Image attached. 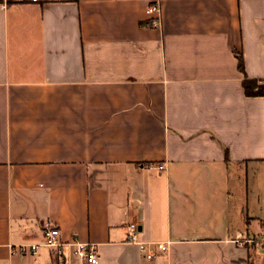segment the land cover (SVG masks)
Segmentation results:
<instances>
[{"label":"crops","instance_id":"obj_1","mask_svg":"<svg viewBox=\"0 0 264 264\" xmlns=\"http://www.w3.org/2000/svg\"><path fill=\"white\" fill-rule=\"evenodd\" d=\"M152 1L0 4V264H264V0Z\"/></svg>","mask_w":264,"mask_h":264},{"label":"built area","instance_id":"obj_2","mask_svg":"<svg viewBox=\"0 0 264 264\" xmlns=\"http://www.w3.org/2000/svg\"><path fill=\"white\" fill-rule=\"evenodd\" d=\"M35 1V0H33ZM164 0H153L147 8V13L154 15L153 24H158L161 14V4ZM159 169H163L162 165L158 166ZM139 227L134 222L127 224V241L137 245L139 252L144 254L146 260L151 261L154 258V254L147 249L146 245L138 239ZM44 245L57 250L62 253V243L60 242V233L56 227L47 226L44 230ZM253 240L248 239L246 242ZM161 251L166 250V244L159 246ZM37 246L31 247L32 254L36 253ZM74 255L81 264H97L99 255L93 244L88 243H76L74 245ZM62 260V259H61Z\"/></svg>","mask_w":264,"mask_h":264},{"label":"trees","instance_id":"obj_3","mask_svg":"<svg viewBox=\"0 0 264 264\" xmlns=\"http://www.w3.org/2000/svg\"><path fill=\"white\" fill-rule=\"evenodd\" d=\"M3 1L4 0H0V4ZM5 1H6V4H12L16 0H5ZM236 58H237L238 68L242 71L244 65H243V59H242L241 54L236 53ZM242 86L247 96H251V97L252 96H264V85L263 84H258L254 80L244 79L242 82ZM227 161H228V158H227Z\"/></svg>","mask_w":264,"mask_h":264},{"label":"rangeland","instance_id":"obj_4","mask_svg":"<svg viewBox=\"0 0 264 264\" xmlns=\"http://www.w3.org/2000/svg\"><path fill=\"white\" fill-rule=\"evenodd\" d=\"M233 189H235V187H233Z\"/></svg>","mask_w":264,"mask_h":264}]
</instances>
